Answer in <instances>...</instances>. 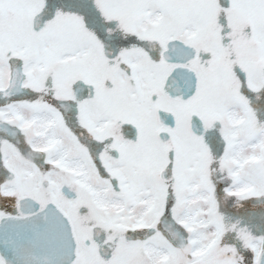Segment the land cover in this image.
<instances>
[{
	"label": "snow or ice",
	"instance_id": "obj_1",
	"mask_svg": "<svg viewBox=\"0 0 264 264\" xmlns=\"http://www.w3.org/2000/svg\"><path fill=\"white\" fill-rule=\"evenodd\" d=\"M0 264H264V0H0Z\"/></svg>",
	"mask_w": 264,
	"mask_h": 264
}]
</instances>
